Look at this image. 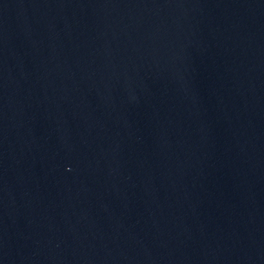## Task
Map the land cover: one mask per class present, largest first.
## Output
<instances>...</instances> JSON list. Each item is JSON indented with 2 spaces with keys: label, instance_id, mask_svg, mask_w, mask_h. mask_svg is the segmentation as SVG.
<instances>
[{
  "label": "water",
  "instance_id": "95a60500",
  "mask_svg": "<svg viewBox=\"0 0 264 264\" xmlns=\"http://www.w3.org/2000/svg\"><path fill=\"white\" fill-rule=\"evenodd\" d=\"M0 264H264V0H0Z\"/></svg>",
  "mask_w": 264,
  "mask_h": 264
}]
</instances>
